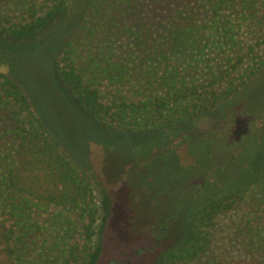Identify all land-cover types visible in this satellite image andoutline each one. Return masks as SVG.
Returning a JSON list of instances; mask_svg holds the SVG:
<instances>
[{"label": "trees", "instance_id": "obj_1", "mask_svg": "<svg viewBox=\"0 0 264 264\" xmlns=\"http://www.w3.org/2000/svg\"><path fill=\"white\" fill-rule=\"evenodd\" d=\"M76 4L54 70L89 121L108 130L171 131L264 66V0H0V38L35 39ZM0 117L9 126L0 264H98L111 196L98 194L2 71ZM157 264H264V159L258 184L205 200Z\"/></svg>", "mask_w": 264, "mask_h": 264}, {"label": "rangeland", "instance_id": "obj_2", "mask_svg": "<svg viewBox=\"0 0 264 264\" xmlns=\"http://www.w3.org/2000/svg\"><path fill=\"white\" fill-rule=\"evenodd\" d=\"M77 6L35 39L0 38V71L19 85L69 157L91 174L98 194L111 196L98 264H157L183 242L188 221L205 200L260 182L264 66L230 99L171 131L108 130L89 121L54 70ZM8 127L0 119L1 147Z\"/></svg>", "mask_w": 264, "mask_h": 264}]
</instances>
